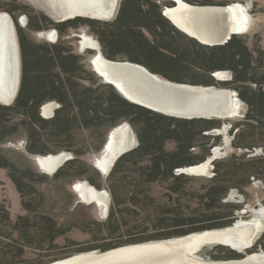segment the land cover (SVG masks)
Returning a JSON list of instances; mask_svg holds the SVG:
<instances>
[{
	"label": "trees",
	"instance_id": "1",
	"mask_svg": "<svg viewBox=\"0 0 264 264\" xmlns=\"http://www.w3.org/2000/svg\"><path fill=\"white\" fill-rule=\"evenodd\" d=\"M184 1L194 5L227 3ZM174 4L173 0H121L117 15L111 21L77 18L80 22L72 20L71 23L88 26L97 36L103 56L108 59L139 63L174 82L205 86L221 83L236 91L247 105L241 124L249 129L234 136L232 144L236 148L254 150L259 146L263 149L264 49L260 46L248 48L241 33L233 34L223 44H202L162 14L164 7ZM53 25L60 30V24ZM28 27L39 29L31 22ZM22 31L18 26L20 83L13 101L0 103V142L24 135V154L36 156L68 151L73 156L53 173H48L27 169L0 148V167L7 170L26 212L13 220L7 200H0V264H46L78 252L105 251L233 224V211L237 206L224 201L225 196L231 187L243 185L231 182L230 177L234 172L258 175L259 170H264V157L240 160L244 155H231L223 167L213 160L214 175L195 186L193 176L177 172V169L206 160L210 152L204 145L210 135L202 132L219 127L220 119H188L163 114L128 100L114 85L101 82L100 78L97 88L106 91L95 95L94 88L76 85L79 79H84L74 69L75 64L83 66L80 55L66 52L58 43L37 44L38 48L43 47L40 51L34 48L35 44L31 46L25 42ZM54 68L58 70L53 71ZM191 69L206 72V78L190 80L180 75L181 71ZM224 69L232 71L231 78L224 82L215 79L213 73ZM250 84H254L253 87ZM244 87L248 92L242 91ZM50 101L56 102L58 107L53 116H43L41 107ZM11 121H14L11 125L15 131L21 129L14 137L8 134L13 128L7 126ZM123 122L134 129L137 144L117 157L102 182L99 170L93 168L96 166L87 165L82 159L88 150H82V146L75 148L73 131L86 130L91 136L101 138L94 150L100 152L110 130ZM212 137L216 139L218 135ZM32 138L53 139L60 143L52 150L37 149L32 146ZM195 149L198 150L194 152ZM233 166H237V170L232 169ZM77 180L108 190L110 203L104 220L92 218L84 209L80 211L82 207L88 209L90 203L82 206L81 200L72 202L62 192V184ZM78 213L84 216L72 218ZM74 229L89 234L85 241L89 245L49 254L60 247L55 242L60 237L67 241L63 245L65 248L69 243L81 244L67 236ZM217 247L230 253L229 257L239 256L224 246ZM32 255L38 257L34 262L28 261L33 259Z\"/></svg>",
	"mask_w": 264,
	"mask_h": 264
},
{
	"label": "rangeland",
	"instance_id": "2",
	"mask_svg": "<svg viewBox=\"0 0 264 264\" xmlns=\"http://www.w3.org/2000/svg\"><path fill=\"white\" fill-rule=\"evenodd\" d=\"M184 1V0H183ZM220 1V0H215ZM227 3L225 5H228L229 3H238L242 9L245 11L246 15L244 16L243 20L240 24V30L235 33H241L243 40L247 44L248 48L252 49L254 46H260L264 49V0H226ZM186 2V1H184ZM187 3V2H186ZM74 4L75 0H0V26L4 21H8V17L11 20V29L13 27L14 30H12V36L14 37L15 46L14 49L16 51V56H18V78L16 83V90L13 95L9 97H1L0 96V103L1 104H10L19 87L20 83V77H21V46L19 41V35L17 34V27L22 28V33L24 35L25 42L28 43V45L33 46L35 44L34 48H37L38 50H42L43 47L38 48V45H45V44H52V43H58V45L63 48L66 52H71L74 54L80 55L82 58L83 66L79 67L77 64H75L74 69L78 70L79 74L78 76L84 77V79H79L76 85L80 86H90L94 88L95 95L99 92L106 91L105 88H97L99 78L101 82H107L105 81L104 77L100 75V73L94 71V64L93 59L98 53L101 52L100 44L97 40V36L91 31V29L88 26L85 25H72V20L79 21L77 18L82 19H97L102 21H111L113 20L121 5V0H115V3L112 7L111 14L109 16H100V14H95L94 12L91 13V11H74ZM68 6L71 7V11L73 13H69ZM224 6V5H219ZM167 7H169L167 5ZM166 7V8H167ZM166 8H163L165 10ZM8 15V17H7ZM23 20V21H22ZM31 22L34 26L39 28L38 30H33L28 27V23ZM60 24V30L54 26L53 24ZM14 31V32H13ZM144 33L151 37V35L143 29ZM55 32V36L53 38L49 37V33ZM89 38L93 42H97L99 44L98 48H95L94 46L88 45L87 47H84L82 41ZM90 46V47H89ZM48 48L47 46H45ZM100 56V55H99ZM58 70L57 68H54L53 71ZM95 73H93V71ZM96 70V69H95ZM225 70V69H224ZM82 71V72H80ZM220 71V70H217ZM222 71V70H221ZM226 71H229V69H226ZM231 71V70H230ZM229 71V72H230ZM232 72V71H231ZM230 72V74H231ZM216 71L214 72L215 78H220L216 76ZM206 72L196 71L194 69H191L189 71H181L180 75L185 76L190 80H203L206 78ZM232 75V74H231ZM231 75L220 78L221 81H226L231 78ZM164 81H171L168 80L162 76H159ZM254 84H250L249 86L253 87ZM219 88H227L228 86H225L221 83L217 85H212ZM245 86V85H243ZM117 89V88H116ZM231 89V88H229ZM243 92H248V90L244 87L241 88ZM118 90V89H117ZM120 93L122 94V91L119 89ZM236 92V91H235ZM236 96L238 97V94L236 92ZM233 97V103L231 106V111L228 116H223L218 119H220V125L217 128H213L209 131H203V134H209L210 138L203 140L205 143L204 148L208 146L210 155L206 158L212 157L213 154H216L218 157L217 159H214L218 162V164L221 165V167L224 166V164L227 162V159L231 155H244L243 159L240 160H247L252 159L256 157H264V148L257 147L254 150L251 149H245V148H236L233 146L232 141L234 136L241 132L242 130H247L249 127L246 124H241L242 121L245 118V113L247 110V105L245 101H243L240 97ZM49 104L48 102L44 103L41 107V114L46 117H51L55 113L57 106H54L53 111L51 114H49V111L47 113L44 110V105ZM234 105L237 106L236 109H234ZM234 109V110H233ZM17 120V119H16ZM14 121H11L7 124V126L13 127L10 128V131H8V134H12L13 137L16 136L20 131H15V127L11 125ZM235 123H238L237 127L234 128L233 125ZM126 124L131 128L135 135L136 144H137V137L134 129L128 122H123L119 124L118 126L112 128L110 132L108 133L107 141L109 140L110 134L113 131H116L114 139L119 140V134L124 132V129L126 128ZM121 128V129H120ZM122 130V132H121ZM127 130V129H125ZM244 131V132H245ZM118 134V135H117ZM212 135H218V138L214 139ZM73 142L76 143L75 148L82 150H88L87 153H85L82 156V159L84 163L87 165H95L96 167H93L94 169H98V174L102 180V182L105 181L106 175L109 173L114 161L117 159V157L124 153L125 151H128L135 147H131L130 149H126L123 152L117 154L112 162H110L108 169L105 166V164L102 162V157L106 153V146L101 150L100 152H95V148H97L101 142V138L91 136L88 131L83 130L81 132L73 131L72 134ZM12 138V137H11ZM8 139V138H7ZM57 141H53V139H34L32 138V146L37 149H43V150H52L55 149ZM25 144H26V137L23 135L22 137L15 139V140H6L0 142V148L3 153L7 154L8 156H11L14 160H16L20 165L25 166L28 168H35L36 170H41L48 173H53L62 163H64L68 158H71L73 155L71 152L63 151L64 153H67V157L64 158V160L61 163H57L55 168L53 169V172H50V170L45 169L46 166L42 164V160L44 161L49 156H54V154L49 155H31V154H24L25 152ZM170 148L171 145H168ZM198 149H195L194 152H196ZM108 152V151H107ZM259 152V153H258ZM222 163V164H221ZM55 165V164H54ZM196 165V164H193ZM191 166V165H190ZM239 166V165H238ZM183 167H179L177 169V172H186L185 174L189 176H193L196 180L195 186H198L202 182H206L209 177H212L215 172L216 165L212 161L211 167L209 172L205 173H192L189 172ZM51 169V168H50ZM96 169V170H97ZM232 169L237 170V166H233ZM252 170H255L256 168L252 167ZM181 170V171H180ZM258 175H240L238 172H234L233 175H231V182H238L241 186V188L231 187L225 196V200L227 202H231L236 208H234L233 213L235 214V219L233 224L237 220H252L255 221V216L258 217L257 210L264 209V170H259ZM78 184H85L87 185V188L90 186H93L94 188L98 189L94 185H91L90 183L86 181H75L71 182L70 184H62L60 188L62 189V192H64L65 196L68 197L72 202L74 200H81L82 206L87 205L90 203L88 209L85 207H82L80 211L86 210L88 215L92 216V218H95L97 220H104L108 213L109 203L105 206L103 203L91 201L90 198H87L82 195L81 188ZM50 188L54 189L53 186H50ZM49 190V189H47ZM99 190H105L108 194V190L104 187ZM52 191V190H50ZM110 196V194H109ZM6 199L7 203L10 205L9 212L10 216L13 220L18 215H24L26 212L22 209L21 203H20V197L17 192V189L12 182V180L9 178L7 174V170L3 167H0V200ZM86 215V214H85ZM81 216H84L83 213H78L76 215H73L72 218L78 219ZM256 217V218H257ZM262 222V229H257L254 232V238L252 239L251 243L245 245L243 248L234 249L230 246H227L225 244H221L219 242H202L198 245L194 246L193 249V255H196L198 257H201L205 260L210 261H228L230 259H239L242 256H245L246 254H251L250 256L246 257V260L250 259V257L255 255H262L264 257V212H262L259 215L258 218ZM232 224V225H233ZM230 225V226H232ZM228 226V227H230ZM225 228H219V229H226ZM208 230H215V229H208ZM204 231V230H203ZM201 232V231H200ZM196 233V232H194ZM198 233V232H197ZM16 233H14V236ZM67 236L77 242H82L81 244H74L69 243L68 246H63L67 241L64 239V237L57 238L55 242L60 246L56 249H53V251L49 252V254H54V252H62L64 250H70V249H76V248H82L85 246H88L89 243H86L85 241L89 239V234L81 232L77 229L72 230L71 233L67 234ZM187 236V235H185ZM184 237V236H180ZM175 237V238H180ZM63 246V247H62ZM217 246H224L228 250L233 251L236 254H239V256H230L226 251H223V249L218 248ZM247 246V247H246ZM247 250L245 253H239V250ZM100 251V250H97ZM85 252V251H84ZM81 253V252H78ZM77 254V253H75ZM72 254V255H75ZM70 255V256H72ZM31 256V255H30ZM36 256V255H35ZM67 256V257H70ZM33 259H29L28 261L34 262L37 260L38 257H34L32 255ZM64 257V258H67ZM261 257V256H258ZM61 258V259H64ZM58 259V260H61ZM46 263L50 264L55 261ZM259 264H264V259Z\"/></svg>",
	"mask_w": 264,
	"mask_h": 264
},
{
	"label": "bare ground",
	"instance_id": "3",
	"mask_svg": "<svg viewBox=\"0 0 264 264\" xmlns=\"http://www.w3.org/2000/svg\"><path fill=\"white\" fill-rule=\"evenodd\" d=\"M177 1L178 6L167 7L163 11L164 15H167L166 17L179 30L205 44L214 45L224 42L230 32L235 34V31L240 30L241 21L246 15L238 3L219 6L194 5L183 0ZM114 3L115 0H75L74 11H91V13L95 11L94 13L100 16H109ZM68 10L69 13H73L70 12V6ZM224 10L227 12L225 20L218 15ZM49 37L53 38L54 33H49ZM82 43L84 47L88 45L99 47L97 42L89 38ZM99 55L93 59L94 70L96 69L95 71L99 72L105 81L114 85L118 90L120 89L122 95L129 100L145 104L163 114L182 118H220L230 114L233 97H237L235 91L229 88L164 81L158 74L150 72L141 64L127 60L109 61L108 58ZM17 67L18 56L14 51L12 29L8 22L0 26V96L3 98L13 95L16 90ZM215 74L220 78L231 75L226 70L216 71ZM220 78L218 79L221 80ZM54 106V103L50 101L43 108L46 113L51 110L49 112L51 114ZM233 108L236 109L237 106L234 105ZM125 129L119 134V140L114 139L116 131H113L107 145L105 144L108 154L102 157V162L107 167L106 169L117 154L136 145L135 135L131 128L126 124ZM67 155L61 151L42 160V164L46 166L45 169L53 172L56 164L61 163ZM212 157L216 159L218 156L213 154ZM210 159L211 157L197 165L187 166L185 169L192 173H208L212 163ZM78 185L84 198H90L91 201L103 203L105 206L108 204L109 196L105 190H99L93 186L87 188L85 184ZM262 212L264 209L257 210L259 215ZM259 215L255 216V221L237 220L226 229L207 230L180 238L128 244L105 251H85L50 264H259L264 259L262 255H255L246 260V257L252 253L228 261L205 260L192 253L194 246L202 242H220L237 250L243 248L251 242L254 232L262 228V222L258 219Z\"/></svg>",
	"mask_w": 264,
	"mask_h": 264
},
{
	"label": "water",
	"instance_id": "4",
	"mask_svg": "<svg viewBox=\"0 0 264 264\" xmlns=\"http://www.w3.org/2000/svg\"><path fill=\"white\" fill-rule=\"evenodd\" d=\"M174 2H175V6H178V4H179V2L177 1V0H173ZM208 13H211V14H213L214 12H208ZM226 11L224 10V12L222 11L220 14L222 15V17H226ZM234 33H232V32H230V34L227 36V38H225L224 39V42H222V43H225V42H227L230 38H231V36L233 35ZM222 43H220V44H222ZM99 54L101 55V56H103V54H102V52H99ZM109 61H114V62H122V61H115V60H111V59H108ZM130 62V61H129ZM139 64V63H138ZM142 66H144V65H142ZM145 67V66H144ZM146 68V67H145ZM146 69H148V68H146ZM149 70V69H148ZM150 71V70H149ZM151 72V71H150ZM153 73V72H152ZM215 79H217V78H215ZM217 80H219V79H217ZM209 86H212V85H209ZM236 93V92H235ZM128 99V98H127ZM129 100V99H128ZM130 101H132V100H130ZM132 102H135V101H132ZM54 103V105H56V102H53ZM135 103H138V104H141V105H143V106H145V107H148V106H146L145 104H142V103H139V102H135ZM148 108H150V107H148ZM150 109H152V110H155V109H153V108H150ZM155 111H157V110H155ZM159 112V111H158ZM161 113H163V112H161ZM165 114V113H164ZM166 115H171V114H166ZM171 116H173V115H171ZM175 117H179V116H175ZM189 118H191V117H189ZM188 118V119H189ZM194 118V117H193ZM195 118H205V117H195ZM207 118H210V117H207ZM104 147H105V144H104ZM103 147V148H104ZM103 148H102V150H103ZM215 158L214 157H211V159H210V161H213ZM181 171V170H180ZM184 173V172H183ZM108 196H109V194H108ZM109 201H110V196H109V199H108V203H109ZM245 250V249H244ZM239 250L238 252L239 253H245V251H247V250ZM93 251V250H92ZM94 251H97V250H94Z\"/></svg>",
	"mask_w": 264,
	"mask_h": 264
},
{
	"label": "flooded vegetation",
	"instance_id": "5",
	"mask_svg": "<svg viewBox=\"0 0 264 264\" xmlns=\"http://www.w3.org/2000/svg\"><path fill=\"white\" fill-rule=\"evenodd\" d=\"M167 7V6H166ZM166 7H164V8H166ZM169 7H172V6H169ZM7 17H8V15H7ZM23 21V20H22ZM8 22H10L11 23V20L9 19V17H8V21L6 22V21H4V23H2L1 25H3V24H7ZM12 24V23H11ZM12 30H14L13 29V27H12ZM14 32V31H13ZM52 33H54V36H55V32H52ZM12 38H13V41H14V37L12 36ZM14 46H15V41H14ZM14 51H15V49H14ZM16 52V51H15ZM48 103H50V102H48ZM262 229V228H261ZM260 229V230H261ZM215 230H221V229H215ZM253 238H254V236H253ZM252 238V239H253ZM252 241V240H251ZM220 243V242H219ZM251 243V242H250ZM221 244H223V243H221ZM225 245H227V244H225ZM227 246H229V245H227ZM232 248V247H231ZM235 249V248H234ZM242 258V257H241ZM230 260H232V259H230Z\"/></svg>",
	"mask_w": 264,
	"mask_h": 264
},
{
	"label": "crops",
	"instance_id": "6",
	"mask_svg": "<svg viewBox=\"0 0 264 264\" xmlns=\"http://www.w3.org/2000/svg\"><path fill=\"white\" fill-rule=\"evenodd\" d=\"M220 1H226V0H220ZM164 11V10H163ZM162 11V14L164 15V12ZM110 13H111V11H110ZM218 15H220L221 17H222V15L219 13ZM167 16V15H166ZM222 19H224L225 20V18L224 17H222ZM179 29V28H178ZM197 41H199V40H197ZM200 42V41H199ZM200 43H202V42H200ZM202 44H205V43H202ZM223 44V43H222ZM205 45H212V44H205ZM214 45H216V44H214ZM213 75H214V73H213ZM215 77V76H214Z\"/></svg>",
	"mask_w": 264,
	"mask_h": 264
}]
</instances>
